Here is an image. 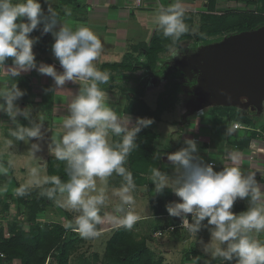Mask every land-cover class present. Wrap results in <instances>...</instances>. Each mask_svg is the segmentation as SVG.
Listing matches in <instances>:
<instances>
[{"label": "clouds", "instance_id": "9594fccd", "mask_svg": "<svg viewBox=\"0 0 264 264\" xmlns=\"http://www.w3.org/2000/svg\"><path fill=\"white\" fill-rule=\"evenodd\" d=\"M45 2L49 3L47 15L39 0H0V67L4 68L11 58L12 65L6 71L11 77L36 70L53 78L57 89L69 81L80 85L67 106L69 114L62 120V135L49 144L50 154L65 162L68 180L51 176L41 181L38 169L31 168L29 184L52 185L40 195L51 200L59 194L62 199H55L57 206L78 213L74 224L66 227H71L84 239L96 238L99 235L97 226L105 218L118 227L131 230L140 217L133 210L132 193L136 184L125 164L129 154L138 147L137 134L152 120L138 118L130 128L131 118L125 122L108 105L106 93L99 85L107 84L110 75L94 63L102 53L101 39L87 26L73 29L62 23L49 0ZM66 14L70 15V10H66ZM184 16L185 9L180 0H176L158 10L154 24L163 37L176 41L189 32ZM41 24L42 34L51 33L54 38L52 53L62 72H57L54 65L36 61L33 46L39 37H30V34ZM58 24L60 27L56 31ZM24 95L16 83L0 88V112L15 124L9 131L16 140H40L43 138L42 121H33L31 109H22L16 104ZM18 116L28 120L31 126L21 125ZM111 136L120 137V140L110 142ZM185 144L186 147L167 155L174 175L169 176L156 167L150 169L149 180L154 184L156 194L169 189L180 198L181 202L166 204V211L170 216L180 218L182 228L192 236L197 237L202 228L209 230L211 241L203 250L211 258L228 262L235 259L236 264H264V242L257 239L264 233V191L255 178L256 173L243 174L236 156L230 157L231 166L215 171L212 164L196 155L195 140L187 139ZM29 151L35 156L40 145L32 143ZM113 174L123 180L119 188L112 189V196L118 198L119 203L106 217H101L99 213L108 203L109 196L106 187L97 188V179L106 186L107 179ZM27 194L28 186L22 185L16 190L17 196ZM245 198L248 199L247 209L233 213L234 202ZM188 214H191V223ZM206 219L207 224H204ZM213 242H217L215 246H211Z\"/></svg>", "mask_w": 264, "mask_h": 264}, {"label": "rangeland", "instance_id": "374dc122", "mask_svg": "<svg viewBox=\"0 0 264 264\" xmlns=\"http://www.w3.org/2000/svg\"><path fill=\"white\" fill-rule=\"evenodd\" d=\"M207 1L208 6L205 5ZM160 2L163 7H167L168 5L175 3L176 0H160ZM180 2L185 9L184 22L189 28V37L183 39L175 47H172L167 52L161 54L163 64L168 66V69L165 66V70L168 74L166 78L169 80L157 83L151 70H145L144 82L142 81L146 90L148 88L152 90L153 86H151V84H154L157 87L162 84L163 87L161 89L164 90L162 94L165 92V88L169 85L171 78H176L184 82L181 83V89H183V95L181 96L182 101L178 102L173 113L171 110L162 114L163 118L159 125L160 130L165 131L164 128L170 124L166 121L167 117H179V110L184 107H180V105H186L185 108L188 107V104L184 100L185 98L189 99L188 96L190 95H192L194 99L189 103L191 110L197 106V102V104L204 103L205 101L203 100H206L205 104L208 105L207 100L209 102L217 101L220 103L221 100L232 101L235 100L233 96H240V100L236 104L238 106H235L240 109V113H238V117H236L238 120L243 119V112H245V108L240 104L246 101L250 102V100H257L260 97L258 105L253 103L255 109H252L250 106L246 109H248L247 111H250L254 117L259 118V124L260 127H262V125H264V88L262 89L261 96H259V90H257L252 84H249L251 83L250 81H246L245 79H242L243 81L239 80L233 87H231L229 83H225L229 81L228 77L226 81L224 78L225 74L226 76L228 75L227 68L233 64L234 67L238 68L239 65L242 64L238 53H236V46H238L236 42L240 38V32H237V30L234 29L226 33L225 37L228 40H235V46L231 45L233 48H228L227 54L223 49L221 52H207V50L201 51L205 50V47H199L198 50H195L196 41L198 40L197 37H204V39L211 37L210 35L208 36L207 33L212 29V22L204 17V13L220 14L231 9L256 11L258 10V2H243L241 0H216L214 3L213 0H180ZM262 29V32H264V28ZM245 44L243 47L246 49L249 48V45L247 44L246 47ZM222 53L225 54L222 55ZM225 55L234 58L233 61H231L233 62L232 64L225 59H221ZM257 63L262 65L264 69V61H258ZM216 65L219 67L224 65L225 68L214 67ZM218 74L221 75L220 77L222 80L218 77V79L215 78L212 81L211 79L213 78V75L215 76ZM18 80L22 81V84L21 82H18L19 88H22L23 90L30 88L28 87L30 80L26 79L27 81L24 83V78ZM9 85V79L8 81L2 80L0 82V88ZM131 88H137V90L141 92V87L132 84L128 85L126 90ZM49 89L42 92L44 97L45 95L46 97H51L52 89ZM187 90H191L192 94L189 93V95H187ZM145 99L151 110H153L159 102L158 97L154 98L150 94L146 95ZM48 102L45 100L44 102L38 103L35 99L30 100L29 103H25V101L21 100L16 101V104L20 106V108L24 109L28 107L31 109V118L33 121H38V119L42 121L43 126L41 131L43 133V138L40 140H36L35 138H32L29 141H27V139H25V141L16 140L10 135L9 131L10 128L15 127V124H13L11 119L5 113L0 112V209L2 210L6 207L9 208L8 210H4L5 212H3V214L0 213V228H4L6 233H10V235H7L4 232V238L11 237L12 232L10 231V228L11 226H16L18 229H22L24 235L28 238L27 240L33 238L36 239L37 234L35 231H37V228L40 226L47 224L49 226L57 224L62 226L74 224V218L78 215L75 211L58 207L55 203L46 207L43 212L38 214L33 220L31 219L32 210L29 207L19 205L16 203L14 197L9 195L15 192L17 183L36 187L35 185L29 184L31 179L29 171L31 168L38 169V178L41 181L47 177L46 162L47 158L51 156L49 152V144H51L52 141L58 140L63 133V129L59 124L60 119L54 121V118L51 116V112L48 109ZM198 114L199 112H196L194 116ZM258 118L256 119L258 120ZM17 120L23 126H31L29 121L22 116H18ZM154 124L155 123L152 122L150 126L154 127ZM32 143H38L40 145V151L36 152L35 156L29 151ZM125 167L127 169L130 168L128 158ZM141 167H145L146 169L148 166L144 164L141 165ZM9 173L12 174L11 177L9 176ZM110 178L111 177L107 179L106 186L97 179V188L106 187V194L109 196L108 203L99 213L101 217H106V214L111 213L113 207L119 203L118 198L112 196V189L119 188L121 185H111ZM132 194L135 199L133 210L140 219L133 225L132 229L129 230L130 235L128 236V245L145 242L154 255L158 259L162 258L165 264H181L186 249H196L205 253L203 250L204 246L211 241V234L207 228H202L197 234V237H195L182 228V221L180 218L176 217L177 219H175V217H172L169 214H158L153 203L151 204L146 184L144 186H137ZM171 198L167 200L166 204L170 202H181L180 198L177 196L172 200ZM189 222H192L190 218ZM203 223L207 224V219L203 221ZM68 228H70V231L67 234L66 241L69 243V245L67 244L69 264H123L119 261V257H122V255H119L108 247V241L114 236L117 230H119V227L110 219H104L103 223L98 227L99 235L92 239H84L71 227ZM216 243L217 242H213V245L211 246H215ZM39 253L47 256L45 264H57V260L54 258V255L58 253L57 251L52 250L49 252V248L43 245ZM205 254L211 258L210 254ZM0 264H22V260L20 258L10 259V261L4 259ZM186 264H207V261L203 260L198 262L195 259H190ZM214 264H236V261L234 259L233 261L228 262L216 258Z\"/></svg>", "mask_w": 264, "mask_h": 264}, {"label": "crops", "instance_id": "0c3cea01", "mask_svg": "<svg viewBox=\"0 0 264 264\" xmlns=\"http://www.w3.org/2000/svg\"><path fill=\"white\" fill-rule=\"evenodd\" d=\"M39 2L45 15H47L49 3H46L45 0H39ZM49 2L58 13L62 23L73 29L81 25L87 26L101 39L103 44L102 53L94 63L99 70L110 75V80L107 84H101L99 87L106 93L108 105L120 118L125 122H127L129 117L131 118L128 125L130 128L136 124L138 118L151 119L155 123L154 127L150 125L147 127L159 134L153 145L159 149H167L171 153L186 147L185 141L187 139L195 140L198 147L196 155L202 158L205 163L213 162L212 165L215 171L231 166L230 157L236 156L242 173L245 175L256 173L255 178L261 186V191H264V132L256 129L259 130L258 133L260 134L252 138L248 145L243 148L236 146L235 141L233 142L232 139H238V136L241 135L240 133L245 129L233 127L234 122H239L235 120L233 114L218 115L213 112L214 106H231L229 103L209 102L207 100L208 105H206V100H203L205 101L204 103L197 104V102V106L191 110L189 103L194 99L190 95L188 96L189 99L185 98L184 100L188 104V109L185 108L186 105H180V107H184L179 110V117L171 116L166 118V121L170 124L164 128L165 131L160 130L159 126L163 118L162 114L171 110L172 113L174 112L178 102L182 101L183 89L179 94V100L176 105L164 111L159 119L151 117L146 111L147 108L153 111L157 106L151 110L145 101V96L150 94L152 97H158L159 99L164 90L161 89L163 87L162 84L159 87L151 84L153 86L152 90L149 88L146 90L144 87V83H142L145 78L144 72L145 70H150V68L144 66L146 57L137 51V46L141 45L140 43L142 42H149L153 36L156 29L154 18L158 10L163 6L160 0H140L139 3L136 0H49ZM66 10H70L71 14L67 15ZM42 27L43 25L41 24L38 29L30 34V37H39L38 42L33 46L36 61L38 64L42 62L54 65L57 72H62L63 69L59 61L52 53L54 38L51 33L42 34ZM59 27L60 25L58 24L55 30L58 31ZM132 55H135V58L138 57L140 60L136 61L133 58L135 70H126L118 73L117 70L111 68L114 63L122 62ZM11 65L12 62H5L4 68L0 67V82L2 80L8 81L9 79V86L15 83L18 86V82L22 84V81L18 79L24 78L23 83L30 80V83H28L30 88L27 90L20 88L25 92V95L19 100L25 101V103H29L33 99L38 103L45 100L49 101L47 104L51 116H53L54 121L60 119L59 124L61 126L64 116L69 114L67 106L73 96L78 93L80 85L69 81L62 88L57 89L53 78L40 74L36 70L22 72L18 77H11L6 72ZM166 68L168 69V66ZM159 70L157 68L156 71L158 73L153 72L155 81L162 83L164 80H169L166 78L168 76L166 70L161 72ZM181 82L184 83L183 81ZM131 84L141 87V92L137 88L126 90L128 85ZM49 88L52 89L51 97H46V95L44 97L42 92ZM189 93L192 94L191 90H187V95ZM130 106H136L138 109L128 111ZM247 110L246 108L244 109L245 112ZM196 112H199V114L194 116ZM245 112L243 113L245 114ZM214 115H217V117H214ZM239 123L245 126L244 123ZM227 129L232 131L229 133ZM113 138L114 136H111V142H113ZM171 197L172 200L174 197L176 198V195L171 192ZM247 207V198L244 200L238 199L234 202L231 211L239 214L245 211ZM188 215V219L190 218L191 220V214ZM257 239L264 242V233H261Z\"/></svg>", "mask_w": 264, "mask_h": 264}, {"label": "trees", "instance_id": "16d2710c", "mask_svg": "<svg viewBox=\"0 0 264 264\" xmlns=\"http://www.w3.org/2000/svg\"><path fill=\"white\" fill-rule=\"evenodd\" d=\"M243 2L248 1H257L258 10L256 11H240L237 9H231L220 14L213 13H204V17L212 22V29L207 33L208 37H197L196 49L199 47H207L211 45H216L226 39V33L232 30H237V32H249L251 30H258L264 27V0H241ZM216 0H213V3ZM208 6V1L205 3ZM211 17V18H210ZM189 33L182 35L178 40L173 41L171 38L163 37L161 31L155 29L153 36L149 42H142L141 45L137 46V51L141 52L146 58L144 60V66L150 68L151 72H157L156 69L159 68L160 72L164 71L166 68L163 64L162 53L167 52L172 47H175L183 39L189 37ZM132 57V58H131ZM127 58L126 60L114 63L111 65V68L117 70L118 73L126 70H135L136 67L133 64V58L138 61V57L135 58V55ZM140 57V56H139ZM140 61V60H139ZM6 62H12L9 58ZM161 63V65H159ZM155 69V71H154ZM195 82V81H194ZM182 82L176 78H171L169 85L167 86L165 92L159 97V102L155 110L150 112L147 108L146 111L150 114L151 117L159 119L161 114L173 108L179 100V94L181 93V84ZM136 106L128 107V111L137 110ZM149 110V111H148ZM240 109L235 106H215L213 107V112L218 115H229L233 114L235 120L245 124V127L238 137V139L233 138L232 141H235L236 146L243 148L248 145L252 138L257 137L260 131L264 132V125L260 127L259 118L254 117L250 111L245 112L242 120L236 119ZM214 117H217L214 116ZM258 118V120L256 119ZM255 128V129H254ZM158 133L153 131L147 126H142L141 131L137 134L136 144L138 147L134 148L133 151L129 154L128 160L130 168L127 169L132 173L134 182L136 186L147 185L148 186V195L150 201L153 203V206L157 210L158 214L165 215L168 214L166 211L165 205L167 200L171 198V191L165 189L163 194H156L154 192V184L149 180L150 169L156 167L162 172H166L169 176L174 175V168L172 163L165 162L163 160L164 156H167L171 153L169 150L159 149L153 145L154 140L158 137ZM120 140V137L114 136L113 142ZM147 165L148 167H141V165ZM11 166V165H10ZM151 166V167H150ZM47 168V177L59 176L62 181H67L68 177L65 174V162L57 160L54 155H51L47 158L46 162ZM11 177L12 174L9 173ZM123 183L122 177L113 174L110 178L111 185H121ZM22 186L17 183L15 192L9 194L14 197L16 203L21 206L29 207L32 210L31 219H35L38 214H41L43 210L55 204V199H61L59 194L55 199H48L45 196H41L40 193L45 189L52 187L50 184H42L36 187L28 186V194L25 196H17L16 190ZM27 186V185H26ZM20 207V206H18ZM9 208L0 209V213L3 214L4 210ZM176 218V217H175ZM177 219V218H176ZM14 223V222H13ZM11 226V225H10ZM99 225L97 226L98 230ZM35 231L37 234L36 239H30L24 235L22 229H18L16 226H11L10 231L12 236L9 238H4V228H0V252L4 253L5 257H0V263L4 259L10 261V259L20 258L22 264H45L47 256L41 255L39 251L44 246L49 248V252L52 250L57 251L54 258L57 260V264H69V252L66 238L67 234L70 231V228L62 225H53L49 226L44 225L37 228ZM130 231L126 228L119 227V230L112 236L108 241V247L117 252L122 257H119V261L123 264H165L162 258L158 259L151 249L145 244L136 243L128 245V236ZM119 250V251H118ZM124 256V257H123ZM190 259H195L198 262L203 260L207 261V264H214L216 259H211L205 253H202L196 249H186L184 252L183 261L181 264H186Z\"/></svg>", "mask_w": 264, "mask_h": 264}, {"label": "water", "instance_id": "95a60500", "mask_svg": "<svg viewBox=\"0 0 264 264\" xmlns=\"http://www.w3.org/2000/svg\"><path fill=\"white\" fill-rule=\"evenodd\" d=\"M264 28V27H262ZM262 28L258 29V30H251L249 32H243L240 33V38L238 39V41L236 42L238 44V46H236V53H238L239 55V59L241 60V65H239L238 68L234 67L233 65H231L228 69V75L226 76V74L224 75L225 81L228 77L229 81L225 82L226 84L229 83L231 85V87L234 86V84L236 82L243 81L242 79H245L246 81H250L253 86L256 87L257 90H259V96H261V92L262 89L264 88V69L262 65H259L257 62L258 61H264V32H262ZM262 29V30H261ZM261 31V32H260ZM244 38V39H243ZM235 40L234 41H230L227 38L216 44V45H211V46H207L204 49L205 50H201V51H206L207 52H221V51H226L227 54V50L228 48L232 49L233 46H235ZM246 44H245V43ZM247 44L249 45V48H244L243 45ZM251 45V46H250ZM223 49V50H222ZM218 54V53H217ZM225 53H222V55ZM230 55V54H229ZM221 59H225L227 62H230V64H232L233 62V57H228V55H225L224 57H222ZM220 59V60H221ZM236 59V58H235ZM224 66V65H223ZM219 67L218 65L214 66V67H218V68H225V66L223 67ZM212 67V68H214ZM258 69H257V68ZM221 75H213V78L211 79L212 81L218 77L221 79L220 77ZM244 80V81H245ZM217 82V81H216ZM211 83V82H210ZM263 83V84H262ZM235 100L229 101V100H221V102H224L226 104H230L231 106H238L236 105L238 103V101L240 100V96H233ZM260 98V97H259ZM259 98L257 100H250V102L246 101V102H242L240 105L243 106L244 108H248L249 106L252 109H255V106L253 105V103H256V105H258L259 102ZM163 160L165 162L171 163L170 161L167 160V156H164Z\"/></svg>", "mask_w": 264, "mask_h": 264}, {"label": "built area", "instance_id": "2783aa9c", "mask_svg": "<svg viewBox=\"0 0 264 264\" xmlns=\"http://www.w3.org/2000/svg\"><path fill=\"white\" fill-rule=\"evenodd\" d=\"M233 127L234 128H236V129H240V128H244V126L241 124V123H239V122H234L233 123ZM255 147V146H254ZM257 148V147H256ZM213 162H211L210 164H212ZM0 220H1V218H0ZM5 233H6V230L4 231ZM7 235H10V233H6ZM0 257L1 258H4L5 257V255H4V253H1L0 252Z\"/></svg>", "mask_w": 264, "mask_h": 264}]
</instances>
